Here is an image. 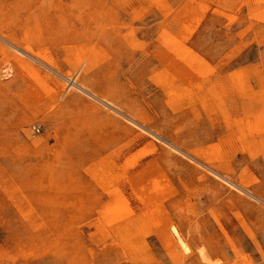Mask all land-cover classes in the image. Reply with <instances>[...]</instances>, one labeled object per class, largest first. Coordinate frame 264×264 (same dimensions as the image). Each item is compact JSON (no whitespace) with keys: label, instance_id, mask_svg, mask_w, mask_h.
<instances>
[{"label":"rangeland","instance_id":"1","mask_svg":"<svg viewBox=\"0 0 264 264\" xmlns=\"http://www.w3.org/2000/svg\"><path fill=\"white\" fill-rule=\"evenodd\" d=\"M0 33V264H264V0H0Z\"/></svg>","mask_w":264,"mask_h":264},{"label":"bare ground","instance_id":"2","mask_svg":"<svg viewBox=\"0 0 264 264\" xmlns=\"http://www.w3.org/2000/svg\"><path fill=\"white\" fill-rule=\"evenodd\" d=\"M0 35L1 36H3L4 38H6V40H8V42L10 43V45L11 44H14V45H16V43H14V41L11 39V38H9L8 36H4V35H2L1 33H0ZM15 47V46H14ZM18 48V47H17ZM24 52H26V51H24ZM23 52V53H24ZM28 57V56H27ZM31 57H33V55L31 56ZM34 58V57H33ZM88 93V92H87ZM99 98V97H98ZM100 100V99H99ZM100 101H102V100H100ZM108 104V103H107ZM106 104V106H109V105H107ZM147 132V131H146ZM150 132V131H149ZM151 134V133H150ZM145 142L146 143H148V144H150V141H149V139L145 136ZM144 142V143H145ZM176 149H178V148H176ZM189 156V155H188ZM171 160V159H170ZM172 233L174 234V236H175V238H176V241H177V243L180 245V247L181 248H183L184 250H188V248H187V246H186V244H185V242L181 239V237L179 236V234H178V231H177V229L175 228V227H173L172 228ZM201 256H202V258H203V260H205V261H207L208 260V257L205 255V253H201ZM208 262H210L209 260H208ZM210 264H211V262H210Z\"/></svg>","mask_w":264,"mask_h":264}]
</instances>
